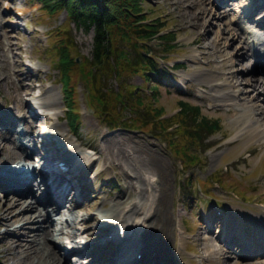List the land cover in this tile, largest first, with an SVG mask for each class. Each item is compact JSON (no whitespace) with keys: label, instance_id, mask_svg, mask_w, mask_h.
<instances>
[{"label":"rangeland","instance_id":"rangeland-1","mask_svg":"<svg viewBox=\"0 0 264 264\" xmlns=\"http://www.w3.org/2000/svg\"><path fill=\"white\" fill-rule=\"evenodd\" d=\"M201 1L195 5V8L188 7L181 11L187 19L185 22L177 14L179 13L176 9L178 8L177 0H142L144 14H147L150 20L161 18L165 30L173 31L177 36L176 46L168 47V53L163 51L166 47L159 37H154L149 42V47L152 49L151 56L158 59L162 55L165 56L164 61L160 60V63H163L161 67L164 64L169 67L175 62L180 63L181 68L179 69L174 68L171 71L159 69L164 74H170L172 76L171 81L166 82L164 78L158 77H153V80L144 81L140 74L129 71L120 77L113 76L109 80H106L105 83L112 89H117L123 82L126 84L122 85L128 87V89L133 88L135 85L139 86L138 92L143 98H149L155 108H159L160 106L164 108L162 115L165 117L164 120L167 124L174 120L175 114L179 110L180 100L183 98L190 100L193 104H199L201 112L210 118L220 119L222 127L220 132L207 137L203 143L191 144L190 140L183 141L185 137L173 132L176 129V125H173V128L169 130L172 134L168 136L166 133L162 134L161 123L156 118L157 115H154L156 112L154 107L152 110L150 108L147 110L144 106L139 108L140 118L143 123H150L148 126L141 124L138 128L120 126L116 129L105 126L89 104L87 86L82 78L77 80L79 82L76 81L79 100L78 107H80L82 124L78 131L70 132L69 124L65 118L67 107L62 89L61 73L55 65L53 53L50 52L55 45L51 44L50 36L53 33V29L58 28L62 23L66 22L68 19L67 12L64 9L62 12L50 13L48 15L41 9L42 3L39 0H14V2H10V7L8 6V0L0 4V39L4 43L3 47L5 50V52L0 50V130L9 132L12 129L8 125L11 123L10 117L13 115V112L11 113L9 110L11 106H15V102L22 104L25 99L26 101L32 100L31 94L26 91L24 86H20L14 75V57L20 54L24 61L23 63L26 64L21 67L24 70H31L34 75V82L41 85L36 91H33V94H40L51 86L58 94L59 102L48 107L52 111H57L58 114L51 115L50 117L47 116L46 118L40 116L42 120L47 121L49 124L59 121L58 132L67 133L68 130L70 132L69 137L74 139L79 135L81 141L90 143L86 146L90 151L94 149V145L101 146L105 137L118 134L122 140L121 152L130 153V155L123 158V163L130 173H137L141 176L143 173H146L147 176L154 178L160 176V173L163 175L164 188L167 191L164 197L163 208L164 211L168 212V216L171 219L169 238L170 246L172 245L171 248L173 249L171 254H174L176 258L174 264H220L219 257L213 251L226 245L230 248L227 247L229 248L228 253L224 255L228 258L227 261L230 264H233L235 261L241 264H264V252H261L260 247L262 246V241L259 239L255 241L256 229L254 227L258 219L256 216L258 217V215L262 214L259 219L264 223V137L261 138L254 128L238 136L240 131L238 119L242 114V107L217 109L211 99L212 91L210 87L200 82L199 79L196 78L189 81V88L182 92L176 90L174 86L183 76L199 68H205L206 61L212 60L216 56L214 54V57L206 58L201 48H199V44L191 42V39L199 36L203 30L193 28L194 20L191 18L194 11H199L201 6L205 5L211 8L209 14L206 15L208 22H205V27L210 36L214 33L213 29H226L228 25L232 27L231 29L224 30L223 35L228 36V41L230 40L226 46L228 54L232 57H238L234 65L230 66V69L239 71L243 66L251 65L252 67L253 61L249 57L239 58V51L243 53L246 51V48L243 46V39L238 37L232 38V35L237 36V33L243 31L240 25H247L251 29L261 32V35L264 36V24L261 26L259 24L264 17V10L255 12L250 17H244L243 23H240V15H242L241 11L243 10L242 5L250 0H227L220 6L215 5L217 0ZM260 1H262L264 6V0H254V3L256 4ZM20 8H25L28 11L26 17L20 13ZM227 12L229 13L227 14ZM16 22L19 23L16 28L17 30L13 27ZM67 28L78 50V57H90L95 43L96 31L94 27L86 30L72 19ZM6 31H11L15 37L10 39L7 37ZM10 41L16 43L15 50L9 47ZM205 44L210 45V48H212L209 39L205 41ZM4 53L10 62H13L10 66L8 65L7 71L3 67ZM193 53H197L201 57L200 62L191 61L190 55ZM30 59L33 64L39 66L38 70L30 68ZM214 68L219 67L214 66ZM238 75L242 84L236 88L243 89L248 79L255 81L257 76L262 75L264 77V66L257 63L254 72H243ZM26 82L29 83L31 80H27ZM154 84H158L159 86L157 92L153 90ZM19 91H22V98L20 100L17 98ZM205 94L207 98L202 97ZM249 94L250 97L252 95L259 96L260 92L251 87ZM28 104L29 106L31 105L29 102ZM29 110L33 111V105L29 107ZM248 110L245 112H248ZM27 114H29V111ZM125 114L126 116L131 115L129 110H126ZM18 116L22 117V114L19 113ZM8 119L9 122L5 126ZM28 120L34 124H38L34 132L36 135H39L43 127L42 122L34 121L31 118H28ZM20 130L28 131V127L24 122L21 123ZM39 138L43 141L45 139L41 134ZM39 138L37 141H39ZM48 139L46 140L47 144L50 143ZM3 141L9 144L7 150L12 151L11 139L0 137V144ZM37 141L31 143L30 140L24 137L21 138V144L24 147H27L28 144L32 148L34 144H37ZM186 148L189 152L199 154L197 162L184 165L183 159L185 157L174 153L183 152V149L186 151ZM147 152H157L159 154H147ZM4 156L0 154V160ZM157 156L163 159L164 164L167 166L166 168H162L160 173L153 167L152 157ZM240 158H243V161H238ZM103 161L99 160L95 168L105 167ZM189 170L191 171L190 177L187 176ZM111 171V168L102 171L98 181L99 191L102 192V195L108 193L109 198L117 197L124 191L121 170H117V173H111ZM114 174L118 176H113ZM197 180H200V182L209 180L211 184L209 186L206 185V188L207 191L213 194L206 195L202 193L198 187ZM112 181L116 184V187L112 186ZM230 182L246 191L242 195L243 197L234 193V190H230L229 186H226ZM256 184L259 187H254ZM37 189L35 192L36 197L40 198L42 196L40 190L45 189V187L43 186L41 189L38 187ZM72 194L73 192L69 196L72 197ZM82 194L83 192L79 194L80 204L86 200L91 201V198H93L90 206L83 209V211L89 212L91 210L95 212L96 208L105 211L109 208V205L99 207V201L96 200V197L85 195L81 198ZM1 195L5 196V193L0 191ZM249 195H251L252 199L247 202L246 197ZM219 207L224 208L221 215ZM207 208L213 210L209 214L212 218H210V222L201 216L202 211H205ZM49 209L52 210L53 207L51 206ZM12 213L8 212L7 215L11 216ZM179 214L182 217H179ZM227 215L232 218V224L238 222L239 224L236 225L240 226L238 228L240 231L228 238L232 243H228V239L225 240V233H222L221 227H217V224L220 221H224ZM214 217L219 219L216 220ZM1 228L4 229V227ZM242 231L243 234H247L250 238V243L246 241L249 248L241 244L245 238H248L247 236H243ZM51 241L53 244L52 239ZM180 241L183 242L182 245H179ZM103 245L101 244L100 248L104 250ZM112 246L113 244L105 248L110 249ZM57 247L59 248V246ZM175 247L180 248L182 258L178 257L179 255L176 256ZM60 250L64 252L63 248H60ZM230 253L233 255L232 257L229 256ZM247 257L248 259L245 260ZM0 264L6 263L0 262Z\"/></svg>","mask_w":264,"mask_h":264},{"label":"bare ground","instance_id":"bare-ground-1","mask_svg":"<svg viewBox=\"0 0 264 264\" xmlns=\"http://www.w3.org/2000/svg\"><path fill=\"white\" fill-rule=\"evenodd\" d=\"M4 1L0 0V4L4 3ZM185 1L177 0L178 8L176 9L179 11L177 14L181 20L186 22L187 19L181 11L188 7L195 8V5L202 1ZM225 1L218 0L215 5L220 6ZM10 2H14V0H8L9 7ZM187 3L188 5H186ZM251 3L249 1V3L244 5L247 14L254 10H264L262 2L255 5L256 9L251 10L253 9ZM210 11L211 8L205 5L201 6L199 11L193 12L191 18L194 20L193 28L203 30L199 36L192 38L191 42L199 44V48H201L206 58L216 56L212 60H207L205 68H199L187 76H192L194 79L197 78L200 82L209 85L214 103H224L230 109L232 107H242V114L238 119L240 122L238 136L254 128L256 133L263 138L264 77L262 75L257 76L255 81L248 79L243 89L236 88L242 84L238 74L254 72L256 65L252 67L251 65L243 66L239 71L230 69V66L234 65L238 57H232L228 54L226 46L230 40L228 41L229 37L223 35V32L232 27L228 25L226 29H213L214 33L210 36L205 27V22H208L206 15ZM20 13L26 17L28 11L25 8H20ZM18 25L19 23L16 22L13 27L16 29ZM6 32L8 34L7 37L10 39L15 37L11 31ZM244 35L245 37L242 33H237V36L232 35V38H244V43L249 46V49L245 52H237L239 58L252 57L254 61H261L264 58V39L254 30L248 28L244 30ZM208 39L212 48H210V45L205 44ZM202 42L203 44H201ZM9 43V47L15 50L16 43L13 41ZM3 46L4 43L0 39V50L5 52ZM217 57L219 58L218 60ZM190 59L193 62L201 61V57L197 53L191 54ZM3 62L5 71L8 70V65L10 66L13 63L10 62L6 55L3 58ZM23 62L20 54L14 57L13 69L15 78L20 83V86H24L29 94L34 95L35 103L37 104L36 108L40 109V106L43 107L41 110H44L43 115L45 118L47 116L50 117L51 115L46 109L50 105H55L59 102L58 94L52 86L40 94H33V91H36L41 85L34 82V75L31 70H24L21 67L26 65ZM29 66L30 68L39 69L37 64L32 65L31 63ZM214 66L219 68H214ZM27 80H31V82L27 83ZM251 87L260 92L259 96L252 95L250 97ZM21 93L22 91L17 93L19 100L22 98ZM31 95L30 97L33 98ZM259 99L260 101L258 102ZM28 102L30 103L26 99L22 104L15 102V106H11L9 110L11 113L13 112V115L9 116L12 129L9 132L0 130V137L3 139L10 138L13 145L12 151H9V149L7 150L9 147L7 142L3 141L0 144V154L5 155L0 160V181L1 178H4L7 181V189L13 193L8 196L6 193L8 190L5 189L6 191H3L5 196H0V262L6 264H81L85 261H91L89 264H95V258L99 256L100 258H107L108 264H143L149 261L156 262V259L161 260L163 264H174L176 258L174 254H171L173 249L171 248L172 245L170 246L169 238L171 219L168 216V212L164 211L163 208L167 191L164 188L163 175L160 171L162 168L167 167L164 164V160L158 156L152 157L153 167L160 173V176L156 178L149 177L146 173H143L142 176L137 173L132 174L123 163V158L130 155V153L121 152L122 140L120 135L115 134L111 137H105L101 146L93 144L94 149L90 151L86 148L90 143L81 141L79 135L76 139L69 137L71 129H69L70 132L67 130V133L58 132L59 121H55L49 126L46 136L39 132V135L41 134L45 139L49 138L50 141H53V148H47L44 145V141L40 140L39 135L34 132L37 124L28 120V110L26 111L29 107ZM33 109L39 115L38 111L35 108ZM247 109H249L248 112H245ZM19 113L23 114V116L19 117ZM29 113L32 114V112ZM56 114L58 112L54 111L53 115ZM23 122L28 124V132L20 131L19 128ZM46 129L47 127L43 126L42 133H46ZM22 135L24 138L30 139L31 143H35L39 138V144H34L35 146L32 147L31 151L23 148L20 144ZM52 150H55L56 152L54 153L57 154L53 153L51 158L50 156L48 157L53 162H57L61 158L62 160L59 162L64 161L69 166L68 172H71L70 174L74 178L72 180L73 184H71L72 182L69 183L71 185L70 188L65 187L58 196L50 198V191H57V187L61 184L48 183V178L42 174L43 165L34 161L32 156L31 158L27 156H30L32 152H39L45 155L43 156L44 158H48V151ZM150 153L157 152H147V154ZM37 160H39V157H37ZM99 160H104L103 164L105 167L95 168ZM27 161H29L28 163L33 161L34 164L26 168L27 177L20 179L18 170L23 166H28L26 164ZM238 161H243V158L238 159ZM108 168H111V173H117V170L122 172L124 191L117 197L109 198L108 193L102 195V192L99 191V175ZM68 172L66 174L69 176ZM10 173H13V175ZM113 176L118 175L114 174ZM64 180L60 182H64ZM111 183H113L112 186L116 185L113 181ZM43 186L47 190H40L42 196L40 198L36 197L37 188L41 189ZM254 187H259V185L256 184ZM72 192L73 197L69 199V193ZM79 192H83L84 196L96 197V200L99 201V207L109 205V208L105 211L97 208L95 212L91 210L89 212L83 211V209L90 206L93 198H91V201L86 200L80 204ZM50 206L53 207L52 210L49 209ZM8 212L13 213L8 216ZM261 216L262 214L258 215V217L256 216L258 218L256 227L261 228L258 234L261 233L264 236V228L262 229L264 223L259 219ZM231 221L232 219L228 223L232 227L224 225L221 221L217 224V227H221L222 232L226 236H232V229L233 234L236 230L235 224H232ZM1 227H4V229ZM78 236L86 238L83 243L84 246L81 248L82 242L78 241ZM51 239L55 241L57 239L65 244V249L70 250L62 254V250L53 245L54 242L52 244ZM182 243L180 241L179 245H182ZM228 243H232V241L228 239ZM101 244H104V250L100 248ZM109 244H113L112 248H110L111 250L105 248ZM70 245L72 248H70ZM227 247L229 246L226 245L213 251L219 257L220 264H230L227 261L228 258L224 255L228 253L229 248ZM139 252L143 253V257L140 260L135 259L136 254ZM175 253L182 258L180 248L175 247ZM229 256L232 257L233 255L230 253ZM86 258L90 259L86 260ZM82 259H85V261H82ZM233 264L241 263L235 261Z\"/></svg>","mask_w":264,"mask_h":264},{"label":"trees","instance_id":"trees-1","mask_svg":"<svg viewBox=\"0 0 264 264\" xmlns=\"http://www.w3.org/2000/svg\"><path fill=\"white\" fill-rule=\"evenodd\" d=\"M46 14L68 12V19L55 34L58 42L57 64L63 74L66 98L68 99V120L72 127L79 126L80 113L77 104L75 81L81 76L88 87V97L98 113L100 119L110 126H126L138 128L142 122L139 108L143 107L144 98L136 88L120 86L114 90L105 83L113 75L121 76L125 72L142 74L151 80L148 71H157L158 62L151 56V49L147 46L155 36L164 40L167 46L175 45L174 32L163 33V20L150 19L144 14L142 0H39ZM74 19L86 30L94 27L96 31L95 44L91 57L76 59V49L67 26ZM154 89H158L155 84ZM146 104L153 109L151 101ZM146 107V109H147ZM180 111L174 121L166 123L159 119L162 130L167 136L169 129L176 122L178 125L173 132L185 137L183 141L191 143L203 141L208 135L217 132L221 126L218 119L203 115L200 108L187 101H180ZM156 118L162 115L164 108H155ZM129 110L131 115L126 116ZM150 124V123H149ZM149 124H145L148 126ZM168 130V131H167ZM172 134V133H171ZM186 162L193 164L198 156L183 149L180 152Z\"/></svg>","mask_w":264,"mask_h":264}]
</instances>
